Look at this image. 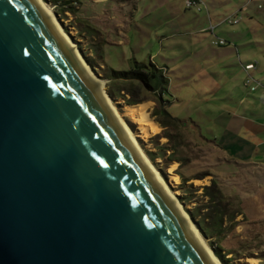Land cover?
<instances>
[{
	"label": "water",
	"instance_id": "95a60500",
	"mask_svg": "<svg viewBox=\"0 0 264 264\" xmlns=\"http://www.w3.org/2000/svg\"><path fill=\"white\" fill-rule=\"evenodd\" d=\"M43 8L0 0V264H215Z\"/></svg>",
	"mask_w": 264,
	"mask_h": 264
},
{
	"label": "rangeland",
	"instance_id": "374dc122",
	"mask_svg": "<svg viewBox=\"0 0 264 264\" xmlns=\"http://www.w3.org/2000/svg\"><path fill=\"white\" fill-rule=\"evenodd\" d=\"M196 1L74 0L75 13L61 18L44 2L105 92L110 67L165 68V110L186 123L174 141L152 116L157 95L137 82L107 94L110 102L186 213H223V238L210 240L223 245L228 264H264V0ZM142 103L155 129L126 113ZM217 187L222 198L212 194Z\"/></svg>",
	"mask_w": 264,
	"mask_h": 264
},
{
	"label": "trees",
	"instance_id": "16d2710c",
	"mask_svg": "<svg viewBox=\"0 0 264 264\" xmlns=\"http://www.w3.org/2000/svg\"><path fill=\"white\" fill-rule=\"evenodd\" d=\"M48 1V0H43ZM53 5V11L58 16V18H61V14H63L64 10H68L70 13H75V6H74V0H50ZM82 22L85 20H81ZM86 27L90 29V31L97 30L94 25L85 23ZM88 61V59H86ZM90 64V62L88 61ZM165 68L163 67H157L154 64H145L141 62L135 61L134 64L128 68L123 70H117L115 68L110 67V74L108 75V82H107V94L114 98L117 94V91L125 90V93L131 92V89L127 85H135V82L139 84V86H142L143 88L148 89L152 93H155L157 95L158 104L157 107L154 108L152 112V116L154 119L161 124L163 127V135L168 138V142L174 141V133L172 132L174 129L182 128L186 125L185 122H180L178 120H175L174 117H172L167 110H165L164 103L165 99L163 98L164 92H167V82L165 79ZM112 84V85H111ZM113 84H117L118 87L114 88ZM117 90V91H116ZM128 103H136L138 102L135 99H127ZM166 146V144H165ZM173 151L175 150V145L172 146ZM150 154L151 160H153V154ZM215 182L213 181V185L215 186ZM211 187V185L207 186ZM214 196H218L219 198H222V192L217 187V190L212 192ZM221 200V199H220ZM184 203V200H182ZM190 215V217L194 220L195 226L199 229V231L202 233V235L207 238L209 247L213 250L216 257L223 263L228 264L229 259L225 258V253L223 252L224 247L220 244H214V241L210 240L211 237L215 236L218 240H221L223 238L222 232H223V226L224 224V215L220 211V209H216L213 211V213L208 217V220H206L205 217L202 219H197L194 211L186 209Z\"/></svg>",
	"mask_w": 264,
	"mask_h": 264
},
{
	"label": "bare ground",
	"instance_id": "6f19581e",
	"mask_svg": "<svg viewBox=\"0 0 264 264\" xmlns=\"http://www.w3.org/2000/svg\"><path fill=\"white\" fill-rule=\"evenodd\" d=\"M39 2L42 4V6L44 7V11L48 14H50L53 23L55 24V27L58 29V31L65 37V39L67 40V42L69 43V45L72 46L75 54L77 55L79 61L81 64L84 65V68L88 71L89 75L94 77V80H96L97 83L102 84V82L100 81V79L98 77H96L93 73V71L90 69L89 65H87V63L84 61V57L79 53V51L77 50V48L75 46H73V44L71 43V40L69 39V36L63 31V29L60 26V23L56 20L53 12L51 11L50 7L47 5V3H45L43 0H39ZM101 91L100 94L102 95V97L104 98L106 104H108L110 106V108L112 109L115 117L118 119V121L121 123V125L123 126V128L127 131L128 135L131 138V141L133 142V144L135 145V147L137 148V150L144 156L147 164L149 165L150 169L154 172L153 174L159 179V181L162 183V185L166 188L167 193L170 195V197L175 201L176 207L178 208V211L180 214L185 215V218L187 219L188 217V213H186L181 207V205L178 202V199H176V197L174 196V194L172 193V191H170L171 189L168 187V185L165 183V181L162 179V176L159 174V171L155 168V166L149 161V159L147 158V154L144 152L143 148L140 146V144L137 142V138L135 137V134L131 131L130 127L128 126V123L123 119L122 115L116 110L115 105L112 104V102H110L109 97L107 96V94L105 93V90L103 88V86L101 85L100 87ZM146 108V104L142 103L136 106H130L129 108H127L126 113L129 114V116L132 117V119H134L137 123H139L138 125L141 127L144 125H148L149 129H155L154 128V123L151 121V119L148 117L147 112L145 111ZM141 127V128H143ZM143 130V129H142ZM188 219H190V217H188ZM192 219V218H191ZM188 220V224L194 229V232L196 234V236L199 238V241L201 242V244L203 245V247L207 250V252L209 253V257L213 260V262L215 264H223L214 254L213 250H211L209 248V246L205 243L203 236L199 233V230L197 229V227L194 225V221Z\"/></svg>",
	"mask_w": 264,
	"mask_h": 264
},
{
	"label": "built area",
	"instance_id": "2783aa9c",
	"mask_svg": "<svg viewBox=\"0 0 264 264\" xmlns=\"http://www.w3.org/2000/svg\"><path fill=\"white\" fill-rule=\"evenodd\" d=\"M197 1L196 0H186V3L188 4V5H191V4H195ZM229 20H231L232 21V19H229ZM234 21H236L235 19L232 21V22H234ZM213 28V26L211 27V29ZM218 43H222L223 42V40H219V41H217ZM247 66H249V65H247Z\"/></svg>",
	"mask_w": 264,
	"mask_h": 264
},
{
	"label": "crops",
	"instance_id": "0c3cea01",
	"mask_svg": "<svg viewBox=\"0 0 264 264\" xmlns=\"http://www.w3.org/2000/svg\"><path fill=\"white\" fill-rule=\"evenodd\" d=\"M107 1H109V0H102V2H107ZM246 65H249V63H248V64L246 63ZM263 144H264V143H263Z\"/></svg>",
	"mask_w": 264,
	"mask_h": 264
}]
</instances>
